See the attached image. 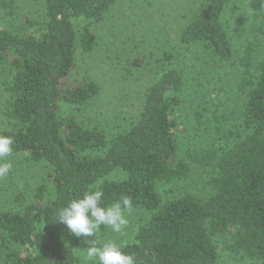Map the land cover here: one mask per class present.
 I'll return each instance as SVG.
<instances>
[{
    "label": "trees",
    "instance_id": "trees-1",
    "mask_svg": "<svg viewBox=\"0 0 264 264\" xmlns=\"http://www.w3.org/2000/svg\"><path fill=\"white\" fill-rule=\"evenodd\" d=\"M117 0H44L42 20L26 18L14 31L0 28V87L7 92L4 116L9 127L0 134L14 139L12 154L27 153L47 164V183L19 209L0 210V264H82L79 238L55 221L58 210L94 185L103 202L123 196L145 218L134 239L117 241L135 264H217L223 253L248 264H264V58L255 61L248 44L238 60L237 88L243 93L236 127L217 108L201 107L196 121L207 115L218 139L180 156L175 111L183 105L186 81L169 64L144 93L138 118L109 140L99 126L73 115L93 106L100 84L90 76L73 78L79 55L97 46L94 26L104 21ZM230 0H203L180 33L184 44H200L214 58L234 57V38L226 22ZM260 16L264 0H246ZM15 15L14 0H0ZM146 63L134 57L128 75ZM210 169L212 191L175 194L193 169ZM121 172L123 178H111Z\"/></svg>",
    "mask_w": 264,
    "mask_h": 264
},
{
    "label": "rangeland",
    "instance_id": "rangeland-1",
    "mask_svg": "<svg viewBox=\"0 0 264 264\" xmlns=\"http://www.w3.org/2000/svg\"><path fill=\"white\" fill-rule=\"evenodd\" d=\"M18 6L15 15H7L0 8V28L14 31L26 29L25 19L42 20L44 0H14ZM203 0H117L104 21L95 24L97 46L89 55H79L73 78L90 76L101 86L99 100L86 110L61 105L62 116L73 115L87 119L92 126L103 129L109 140L129 128L139 116L147 88L169 64L163 59L165 51L173 54L172 65L184 75L186 85L183 105L175 111L179 124L180 156L189 148H202L218 139L214 123L207 115L199 125L195 112L201 107L217 108L226 114L227 124L236 127L240 105L244 97L237 88L240 58L243 49L252 44L255 61L264 58V10L255 16L246 0H230L226 22L234 38V57L220 60L208 54L200 44H184L180 33L188 18ZM144 58L146 63L129 76L130 60ZM159 73V74H158ZM7 92L0 87V131L9 127L4 116ZM217 106V107H216ZM5 160L13 165L10 173L0 177V210H15L34 199L37 187L47 183V164L32 161L27 153L11 154ZM210 169L195 167L190 177L182 181L175 194L192 191L200 196L212 191ZM116 172L111 178H123ZM128 225L121 233L102 228L98 237L129 241L145 218L141 210L126 211ZM78 250L85 264L87 241L94 237H77ZM2 253L0 251V261ZM87 264H95L88 261ZM217 264H248L223 253Z\"/></svg>",
    "mask_w": 264,
    "mask_h": 264
},
{
    "label": "clouds",
    "instance_id": "clouds-1",
    "mask_svg": "<svg viewBox=\"0 0 264 264\" xmlns=\"http://www.w3.org/2000/svg\"><path fill=\"white\" fill-rule=\"evenodd\" d=\"M14 139L10 135L0 134V177L7 176L12 170V163L5 160L13 152ZM104 191L97 184L86 189L77 198L68 201L58 210L55 221L66 225L77 237H94L87 241L85 264H135V258L124 250L122 243L116 240L102 241L98 232L109 228L114 233H121L128 225L126 211L133 207L131 197L123 196L110 204L103 202Z\"/></svg>",
    "mask_w": 264,
    "mask_h": 264
}]
</instances>
